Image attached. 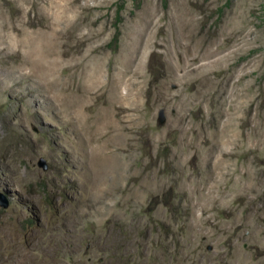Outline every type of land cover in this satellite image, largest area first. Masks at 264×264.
I'll list each match as a JSON object with an SVG mask.
<instances>
[{"label": "rangeland", "instance_id": "rangeland-1", "mask_svg": "<svg viewBox=\"0 0 264 264\" xmlns=\"http://www.w3.org/2000/svg\"><path fill=\"white\" fill-rule=\"evenodd\" d=\"M0 194V264H264V0H0Z\"/></svg>", "mask_w": 264, "mask_h": 264}, {"label": "water", "instance_id": "water-1", "mask_svg": "<svg viewBox=\"0 0 264 264\" xmlns=\"http://www.w3.org/2000/svg\"><path fill=\"white\" fill-rule=\"evenodd\" d=\"M160 116H161L160 117V122L163 123L164 122L163 114L161 113ZM0 199L2 200V203H3L4 207H7L8 203H7V201H5V197L2 194H0Z\"/></svg>", "mask_w": 264, "mask_h": 264}, {"label": "bare ground", "instance_id": "bare-ground-1", "mask_svg": "<svg viewBox=\"0 0 264 264\" xmlns=\"http://www.w3.org/2000/svg\"><path fill=\"white\" fill-rule=\"evenodd\" d=\"M80 130V129H79Z\"/></svg>", "mask_w": 264, "mask_h": 264}]
</instances>
